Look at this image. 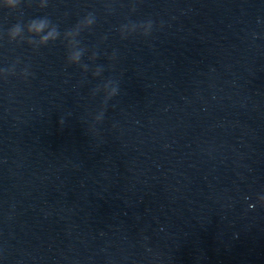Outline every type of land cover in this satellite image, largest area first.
I'll return each instance as SVG.
<instances>
[{
  "label": "clouds",
  "instance_id": "9594fccd",
  "mask_svg": "<svg viewBox=\"0 0 264 264\" xmlns=\"http://www.w3.org/2000/svg\"><path fill=\"white\" fill-rule=\"evenodd\" d=\"M23 0H0V8H6L11 11H16L20 5L22 4ZM47 5V0L44 4V7ZM135 10V9H133ZM87 22V25L91 27L94 24V18L91 16V14L86 17L83 21L79 22L77 25ZM152 21L148 20L146 22H140V23H133L129 22L126 24L121 25L119 31L122 39H127L129 35H132L138 31L143 36H148L152 29ZM50 27V31L46 35H40L45 28ZM27 31L31 35L28 37L30 41L35 42L37 38H39L41 43H47L50 39L56 40L60 37L61 33L58 30V26L53 24L48 17H38V18H32L28 20L26 23L23 22V20H18L17 23L12 25L10 29H8V36L12 41H16L18 37L21 36V34L25 33ZM72 30H68L66 34H71ZM84 50H78L74 53H67V63L68 64H76L80 65L84 70L88 68L87 64H81V57L83 55ZM103 69L101 67H98L95 72L92 73L93 77H99ZM8 73H14V68L11 69H0V74L7 75ZM23 74L27 76L28 70L25 68L23 70ZM103 91L104 93V100L103 105L100 109V111L97 113V115L94 117V123H100L103 120L104 117V109L110 99L112 97L116 96L118 94L119 88L115 81L108 80L104 82L102 85H97L92 90V95L95 96L97 93ZM61 124L64 123L63 118H61L60 121ZM259 202L264 205V196L258 197ZM251 207V206H250Z\"/></svg>",
  "mask_w": 264,
  "mask_h": 264
}]
</instances>
